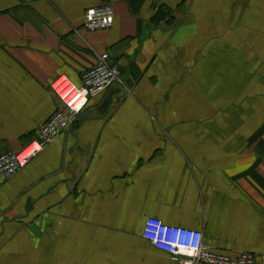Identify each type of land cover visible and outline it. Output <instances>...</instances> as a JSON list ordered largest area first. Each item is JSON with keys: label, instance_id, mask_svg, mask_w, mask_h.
I'll use <instances>...</instances> for the list:
<instances>
[{"label": "crops", "instance_id": "crops-1", "mask_svg": "<svg viewBox=\"0 0 264 264\" xmlns=\"http://www.w3.org/2000/svg\"><path fill=\"white\" fill-rule=\"evenodd\" d=\"M103 2L112 26L85 29ZM104 52L123 85L0 180V264H180L147 217L264 254V0H0V152Z\"/></svg>", "mask_w": 264, "mask_h": 264}, {"label": "built area", "instance_id": "built-area-1", "mask_svg": "<svg viewBox=\"0 0 264 264\" xmlns=\"http://www.w3.org/2000/svg\"><path fill=\"white\" fill-rule=\"evenodd\" d=\"M83 27L91 31L109 29L114 21L112 4L103 2L86 8ZM112 85H123L120 69L107 52L97 55L96 62L82 71L80 84L65 75H57L49 88L58 100L54 111L37 127L34 137L18 150L0 152V180L7 179L36 156L57 136L69 130L86 108L89 98ZM141 236L154 248L166 252L180 264H264V254L240 251L228 254L213 250L202 241L200 230L163 223L147 217Z\"/></svg>", "mask_w": 264, "mask_h": 264}, {"label": "water", "instance_id": "water-1", "mask_svg": "<svg viewBox=\"0 0 264 264\" xmlns=\"http://www.w3.org/2000/svg\"><path fill=\"white\" fill-rule=\"evenodd\" d=\"M31 230L35 231V228L33 225L29 226Z\"/></svg>", "mask_w": 264, "mask_h": 264}, {"label": "trees", "instance_id": "trees-1", "mask_svg": "<svg viewBox=\"0 0 264 264\" xmlns=\"http://www.w3.org/2000/svg\"><path fill=\"white\" fill-rule=\"evenodd\" d=\"M157 14H158V13H157ZM157 14H156V18L159 19V18H160V16H159L160 14H158V16H157Z\"/></svg>", "mask_w": 264, "mask_h": 264}]
</instances>
